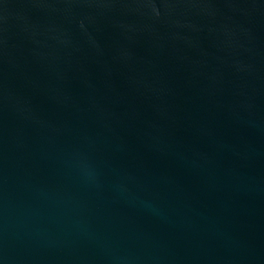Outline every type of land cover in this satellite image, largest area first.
Returning a JSON list of instances; mask_svg holds the SVG:
<instances>
[{"label":"water","instance_id":"1","mask_svg":"<svg viewBox=\"0 0 264 264\" xmlns=\"http://www.w3.org/2000/svg\"><path fill=\"white\" fill-rule=\"evenodd\" d=\"M0 264H264V0H0Z\"/></svg>","mask_w":264,"mask_h":264}]
</instances>
